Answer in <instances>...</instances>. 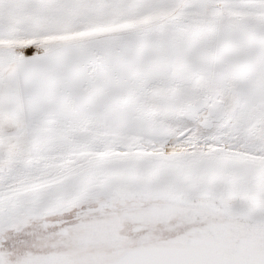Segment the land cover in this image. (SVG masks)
<instances>
[{
	"label": "snow or ice",
	"instance_id": "1",
	"mask_svg": "<svg viewBox=\"0 0 264 264\" xmlns=\"http://www.w3.org/2000/svg\"><path fill=\"white\" fill-rule=\"evenodd\" d=\"M0 264H264V0H0Z\"/></svg>",
	"mask_w": 264,
	"mask_h": 264
}]
</instances>
